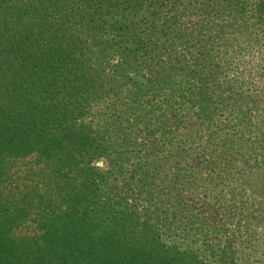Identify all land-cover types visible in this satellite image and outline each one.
Wrapping results in <instances>:
<instances>
[{
  "label": "trees",
  "instance_id": "obj_1",
  "mask_svg": "<svg viewBox=\"0 0 264 264\" xmlns=\"http://www.w3.org/2000/svg\"><path fill=\"white\" fill-rule=\"evenodd\" d=\"M263 243L264 0H0V264Z\"/></svg>",
  "mask_w": 264,
  "mask_h": 264
},
{
  "label": "rangeland",
  "instance_id": "obj_2",
  "mask_svg": "<svg viewBox=\"0 0 264 264\" xmlns=\"http://www.w3.org/2000/svg\"><path fill=\"white\" fill-rule=\"evenodd\" d=\"M98 166L100 167L101 166V162H93L91 164V166ZM19 170L20 171H23V168L24 166H19ZM21 174V173H20ZM20 178V176L18 177ZM43 177L41 176H38V177H33V180L34 181H42L41 183H45V185H47L48 183L51 184L52 182H49V181H46L45 179L43 180L42 179ZM30 179V178H29ZM31 181V180H30ZM20 187L23 186H28L30 185V182L28 181H22L21 184H18ZM190 204L192 205V207L195 209V210H198V212H200L202 214L203 217L207 218L209 222H213L212 220H209V218H213L217 216V214L215 212H212L211 209L209 207H207L206 205L202 204L200 201L196 200V199H192L190 200ZM214 219V218H213ZM216 220H218V218H216ZM215 220V221H216ZM226 227L228 228L227 230H230V231H237V230H240L242 229V223L239 222V223H232V224H227ZM261 233V232H260ZM264 262V243L258 247V251H256L255 254L252 255L251 257V260L250 262Z\"/></svg>",
  "mask_w": 264,
  "mask_h": 264
}]
</instances>
